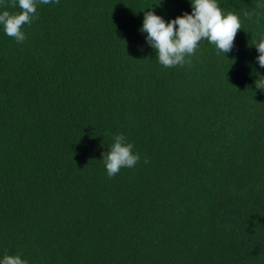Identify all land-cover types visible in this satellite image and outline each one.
<instances>
[{
	"label": "trees",
	"instance_id": "16d2710c",
	"mask_svg": "<svg viewBox=\"0 0 264 264\" xmlns=\"http://www.w3.org/2000/svg\"><path fill=\"white\" fill-rule=\"evenodd\" d=\"M218 3L242 21L235 47L202 41L175 68L140 29L189 0L38 3L22 43L0 27V259L264 264V0ZM116 134L140 161L109 178Z\"/></svg>",
	"mask_w": 264,
	"mask_h": 264
},
{
	"label": "clouds",
	"instance_id": "9594fccd",
	"mask_svg": "<svg viewBox=\"0 0 264 264\" xmlns=\"http://www.w3.org/2000/svg\"><path fill=\"white\" fill-rule=\"evenodd\" d=\"M59 4L60 0H11L10 6L15 11H0V27L4 33L17 43L26 40L24 27L30 26L37 18V4ZM2 3V0H0ZM191 13L184 12L174 19L165 21L153 10L144 11L141 33H146V42L152 47L160 65L164 68L191 65L202 41H207L225 56L235 47V37L242 29L240 17L221 9L218 0H189ZM261 7V5H257ZM152 8V7H151ZM148 8V9H151ZM244 15L251 18V14ZM258 52L256 62L264 68V35L253 42ZM255 87L264 91V76L255 81ZM111 135V133H107ZM102 162L109 178L117 175L123 168H133L140 161L134 145L122 134L112 136V143L102 154ZM144 163H148L145 158ZM0 264H28L20 254L3 255Z\"/></svg>",
	"mask_w": 264,
	"mask_h": 264
}]
</instances>
